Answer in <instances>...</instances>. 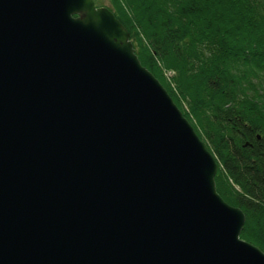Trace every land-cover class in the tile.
I'll return each mask as SVG.
<instances>
[{
    "label": "water",
    "instance_id": "95a60500",
    "mask_svg": "<svg viewBox=\"0 0 264 264\" xmlns=\"http://www.w3.org/2000/svg\"><path fill=\"white\" fill-rule=\"evenodd\" d=\"M217 159L94 0H0V264H264Z\"/></svg>",
    "mask_w": 264,
    "mask_h": 264
},
{
    "label": "trees",
    "instance_id": "16d2710c",
    "mask_svg": "<svg viewBox=\"0 0 264 264\" xmlns=\"http://www.w3.org/2000/svg\"><path fill=\"white\" fill-rule=\"evenodd\" d=\"M101 1L214 153L240 236L264 251V0Z\"/></svg>",
    "mask_w": 264,
    "mask_h": 264
},
{
    "label": "rangeland",
    "instance_id": "374dc122",
    "mask_svg": "<svg viewBox=\"0 0 264 264\" xmlns=\"http://www.w3.org/2000/svg\"><path fill=\"white\" fill-rule=\"evenodd\" d=\"M101 3H102V4L106 3V0H102Z\"/></svg>",
    "mask_w": 264,
    "mask_h": 264
}]
</instances>
